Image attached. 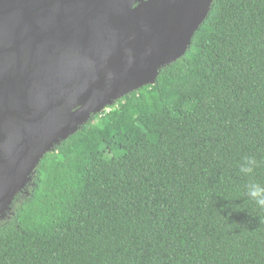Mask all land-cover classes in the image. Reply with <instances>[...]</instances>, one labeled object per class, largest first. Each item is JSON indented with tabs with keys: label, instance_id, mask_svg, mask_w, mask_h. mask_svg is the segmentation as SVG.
I'll return each instance as SVG.
<instances>
[{
	"label": "trees",
	"instance_id": "16d2710c",
	"mask_svg": "<svg viewBox=\"0 0 264 264\" xmlns=\"http://www.w3.org/2000/svg\"><path fill=\"white\" fill-rule=\"evenodd\" d=\"M118 103L0 215V264H264V209L246 196L264 183V0H212L186 55Z\"/></svg>",
	"mask_w": 264,
	"mask_h": 264
},
{
	"label": "water",
	"instance_id": "95a60500",
	"mask_svg": "<svg viewBox=\"0 0 264 264\" xmlns=\"http://www.w3.org/2000/svg\"><path fill=\"white\" fill-rule=\"evenodd\" d=\"M212 0H0V215L44 156L188 52Z\"/></svg>",
	"mask_w": 264,
	"mask_h": 264
},
{
	"label": "clouds",
	"instance_id": "9594fccd",
	"mask_svg": "<svg viewBox=\"0 0 264 264\" xmlns=\"http://www.w3.org/2000/svg\"><path fill=\"white\" fill-rule=\"evenodd\" d=\"M259 167V162L254 156H244L239 163V172L248 177L255 173V170ZM246 196L254 202L256 206L264 209V183L251 181L246 184Z\"/></svg>",
	"mask_w": 264,
	"mask_h": 264
},
{
	"label": "rangeland",
	"instance_id": "374dc122",
	"mask_svg": "<svg viewBox=\"0 0 264 264\" xmlns=\"http://www.w3.org/2000/svg\"><path fill=\"white\" fill-rule=\"evenodd\" d=\"M119 101H116L114 102L112 105L106 107L105 109H103L102 111L99 112V115L101 113H104V112H110L114 109H117L119 108ZM99 138H100V135L95 132V131H92V130H87L83 136V140L82 142L83 143H87L90 147V150L91 151H95L97 148L100 147V141H99ZM55 149V148H54Z\"/></svg>",
	"mask_w": 264,
	"mask_h": 264
},
{
	"label": "flooded vegetation",
	"instance_id": "af4514ba",
	"mask_svg": "<svg viewBox=\"0 0 264 264\" xmlns=\"http://www.w3.org/2000/svg\"><path fill=\"white\" fill-rule=\"evenodd\" d=\"M145 1V0H144Z\"/></svg>",
	"mask_w": 264,
	"mask_h": 264
}]
</instances>
